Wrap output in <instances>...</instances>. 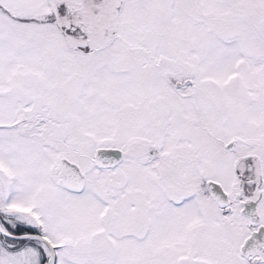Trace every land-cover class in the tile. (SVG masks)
I'll list each match as a JSON object with an SVG mask.
<instances>
[{"label":"snow or ice","instance_id":"6c2138e0","mask_svg":"<svg viewBox=\"0 0 264 264\" xmlns=\"http://www.w3.org/2000/svg\"><path fill=\"white\" fill-rule=\"evenodd\" d=\"M0 264H264V0H0Z\"/></svg>","mask_w":264,"mask_h":264}]
</instances>
